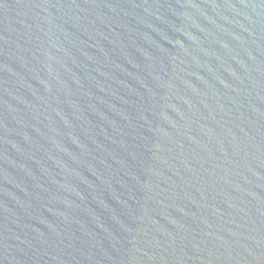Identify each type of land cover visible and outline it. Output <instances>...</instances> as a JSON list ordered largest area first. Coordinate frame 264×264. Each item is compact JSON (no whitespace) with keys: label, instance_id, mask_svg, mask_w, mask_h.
<instances>
[{"label":"water","instance_id":"water-1","mask_svg":"<svg viewBox=\"0 0 264 264\" xmlns=\"http://www.w3.org/2000/svg\"><path fill=\"white\" fill-rule=\"evenodd\" d=\"M0 264H264V0H0Z\"/></svg>","mask_w":264,"mask_h":264}]
</instances>
